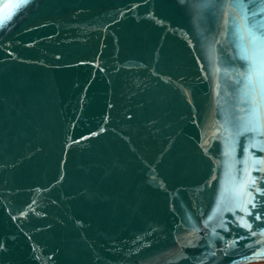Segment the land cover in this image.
<instances>
[{
  "label": "water",
  "instance_id": "1",
  "mask_svg": "<svg viewBox=\"0 0 264 264\" xmlns=\"http://www.w3.org/2000/svg\"><path fill=\"white\" fill-rule=\"evenodd\" d=\"M18 2L0 264L264 262V0Z\"/></svg>",
  "mask_w": 264,
  "mask_h": 264
},
{
  "label": "snow or ice",
  "instance_id": "2",
  "mask_svg": "<svg viewBox=\"0 0 264 264\" xmlns=\"http://www.w3.org/2000/svg\"><path fill=\"white\" fill-rule=\"evenodd\" d=\"M29 0H19V2L14 6L15 9H19L25 6ZM11 19V15L6 17H0V27H3L4 24L7 23L8 20ZM249 33H250V40L253 45V66L256 67V60H257V52L261 55H264V27L256 29L259 35L253 34L252 25H247ZM259 45V48L257 46ZM249 81H251V74L249 75ZM261 88H262V103H264V77L261 78Z\"/></svg>",
  "mask_w": 264,
  "mask_h": 264
},
{
  "label": "bare ground",
  "instance_id": "3",
  "mask_svg": "<svg viewBox=\"0 0 264 264\" xmlns=\"http://www.w3.org/2000/svg\"><path fill=\"white\" fill-rule=\"evenodd\" d=\"M255 263H263V262H254V263H250V264H255Z\"/></svg>",
  "mask_w": 264,
  "mask_h": 264
},
{
  "label": "rangeland",
  "instance_id": "4",
  "mask_svg": "<svg viewBox=\"0 0 264 264\" xmlns=\"http://www.w3.org/2000/svg\"><path fill=\"white\" fill-rule=\"evenodd\" d=\"M255 264H264V262L263 263H255Z\"/></svg>",
  "mask_w": 264,
  "mask_h": 264
}]
</instances>
